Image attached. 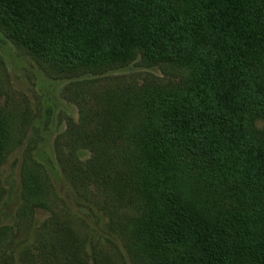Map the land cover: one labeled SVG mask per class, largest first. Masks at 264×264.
Here are the masks:
<instances>
[{"label": "trees", "instance_id": "obj_1", "mask_svg": "<svg viewBox=\"0 0 264 264\" xmlns=\"http://www.w3.org/2000/svg\"><path fill=\"white\" fill-rule=\"evenodd\" d=\"M0 21L36 53L187 66L186 87L154 92L144 249L152 264H264V0H0ZM209 181L231 209L196 199Z\"/></svg>", "mask_w": 264, "mask_h": 264}, {"label": "rangeland", "instance_id": "obj_2", "mask_svg": "<svg viewBox=\"0 0 264 264\" xmlns=\"http://www.w3.org/2000/svg\"><path fill=\"white\" fill-rule=\"evenodd\" d=\"M90 61L63 46L36 53L0 21V264L156 257L143 246L147 127L159 133L151 106L159 91L186 87L190 69L142 51ZM252 123L264 138V116ZM208 184L196 192L205 208L235 202Z\"/></svg>", "mask_w": 264, "mask_h": 264}]
</instances>
